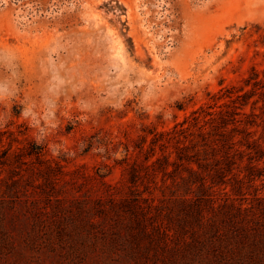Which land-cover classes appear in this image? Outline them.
Instances as JSON below:
<instances>
[{
	"label": "rangeland",
	"instance_id": "obj_1",
	"mask_svg": "<svg viewBox=\"0 0 264 264\" xmlns=\"http://www.w3.org/2000/svg\"><path fill=\"white\" fill-rule=\"evenodd\" d=\"M254 77L261 83L254 85ZM263 92L264 0H0V128L24 144L25 138L42 144L67 170L51 188L34 166L2 164L0 151V230L3 190L17 172L29 188L26 203L46 207L39 228L34 214L21 215L13 245L0 246V264H264L258 233L220 241L201 255L170 231L157 238L159 246L143 237L135 255L112 253L103 240L110 224L129 221L127 208L120 204L118 215L109 207L110 193L117 201L139 195L157 203V210L144 208L147 217L160 213L146 220L147 228H164L170 222L163 213L177 212V194L186 189L182 161L168 173L144 164L153 150L151 135L143 141L142 134L167 129L173 136L188 127L179 137L197 142L204 162L227 148L220 128L236 150H246L238 142L244 136L264 145ZM200 125L211 131L204 139ZM246 127L256 132L239 133ZM213 138L221 149L204 153ZM175 143L163 150L155 145L152 159L164 152L176 158ZM256 183L264 195V175ZM243 188L248 200L232 194L236 203H256L254 188L247 182ZM225 193L219 188L215 196L223 200ZM89 217L99 221L93 228ZM260 217L253 230L263 229ZM23 218L32 224L21 225ZM117 228L127 234L122 223Z\"/></svg>",
	"mask_w": 264,
	"mask_h": 264
},
{
	"label": "trees",
	"instance_id": "obj_2",
	"mask_svg": "<svg viewBox=\"0 0 264 264\" xmlns=\"http://www.w3.org/2000/svg\"><path fill=\"white\" fill-rule=\"evenodd\" d=\"M255 75H257V73H255ZM253 79L254 85L261 83V80H257V77ZM240 96L246 98V96H249V93L245 92L244 94L238 95V97ZM246 103L247 101L244 100L241 105H245ZM254 107L255 106H252V109H254ZM196 112L197 110L193 111V113ZM198 119V117H195L194 125L199 123ZM226 124L228 123L223 121L221 127H224ZM248 124L254 125L252 122L245 123V125ZM176 126L177 125H175V127ZM186 128L188 127L179 128L175 131L178 134L173 136L171 131L164 129L150 130L140 137L141 140L147 141L148 136L151 135L150 148L153 152L145 156V165L154 167L156 168L155 170L160 169L164 173H168L167 168L169 165H175L178 161H182V163H184V168L182 170L188 173L187 175H185L184 172L179 173V177L186 189L177 194V212L166 211L163 213L170 224L164 226V228L156 225H151V228H147L148 224L146 220L156 215L159 216L160 213L153 214L152 217H147L146 214L149 210L144 208L149 207L150 209L154 208L157 210L161 208L160 205L151 203L147 198L139 195L117 201L115 197L112 196L113 193H110V198L108 200L111 204L109 207L114 213L120 214L118 206L120 207L121 204V207L124 206V209L127 208L129 215V221L121 222L120 220L110 224L112 227H107L112 229L110 233L103 231L105 234L103 237L104 245H106V248L110 252L118 253L119 249H123L124 253L131 255L141 253V248L143 246L141 245V241L143 237L149 238L152 245L159 246L156 243L157 238L163 236L164 233L169 235V231L176 234L174 238H183L185 247L188 248L187 250H190L193 255H201L203 253L209 254L210 251H216L220 246V241L223 242L227 240L228 242L230 240H235L241 242L244 238L249 237L251 233H258L256 235L260 237V241L262 239L264 241V227L263 229L254 228L253 230V226L262 220L260 216L264 217V195L259 194L258 184L256 183V180L264 175L261 172L262 166L260 164L264 160V145L262 142L252 136L248 138L244 136L243 139H238V142L246 145V150H236L233 148L236 142L234 138L227 140L229 133L225 129L220 128L218 133L222 135L223 138H226V142L223 144H226L227 148L224 146V151H220L222 154L218 153V156H215L210 162H204L197 155L201 152L199 148H197V142L191 140V143L187 144L179 137V134H183ZM199 129V135H201L203 139L207 137L206 134L211 133V131H205L204 125H200ZM239 131V133L245 132V135L256 132V130H250L248 127ZM234 136L235 135H233V137ZM5 137L8 139L7 144L4 143ZM173 139H175L176 142V158L171 157V152H164L162 156H155V159H152V157L156 155L155 145H158L163 150L164 148H168L169 143ZM25 140L26 143L24 144L23 139H21L19 135H16L14 131L0 128V151L2 153L1 156L5 158L1 163L6 164L7 161H11L17 164V168L21 169H23L22 167L24 164H28L30 167L34 166L37 170L36 176L42 178L46 186L53 188L55 184L58 183L59 179L63 178L62 175L66 174V165L54 157L48 156L42 144L37 143L32 138H25ZM15 143L21 145L14 146ZM206 143H209V147ZM204 144H206L204 151L206 154L208 149L213 152L217 149H221L217 138H213L212 141L204 142ZM189 148L198 150H196L194 154H191L188 150ZM245 155H247V162L243 164ZM134 170V168L131 169V172L135 177ZM203 171H205L206 174H203ZM24 176L25 175L20 172H17L12 176L14 178H11L10 182L6 184V189L3 190V193H5V195H3L4 202H7V207L2 213V220H4L5 223L1 224L0 246L8 244L13 245L12 234L17 228L18 219H21V215L27 217V212H29V214H34L33 224H37L38 228L42 227V214L45 213L42 212V209H46V207H37L34 200H31L29 204L26 203L27 200L24 199V197L26 198L28 196L29 188L23 184L24 181L22 180L25 178ZM232 179L235 180V182H233ZM173 181H175V179H173ZM246 182L248 186L254 188L251 196L256 203L251 201L249 204H246L243 200L236 203L233 199V195L241 194L246 201L248 200L247 193L243 191V184ZM26 183L28 184V181H26ZM164 183L167 185L166 181H164ZM228 186H230V192L227 190ZM219 188L226 192V196L223 200H219L215 196ZM140 200L146 202V205L141 204L142 201ZM99 211L100 213L96 215L104 219L106 217L105 212H103L102 209H99ZM93 217L87 219V222L92 228L99 222ZM117 223L123 224L127 234L121 233V230L117 228L119 226ZM31 224L30 218L29 221H25V218H23L21 222V225L24 226ZM260 233H262V235ZM252 236L254 239L255 234ZM258 242L259 240L256 241V244Z\"/></svg>",
	"mask_w": 264,
	"mask_h": 264
}]
</instances>
